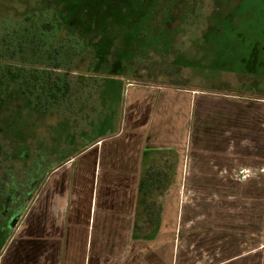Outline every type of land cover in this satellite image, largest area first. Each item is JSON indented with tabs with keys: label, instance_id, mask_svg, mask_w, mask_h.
Listing matches in <instances>:
<instances>
[{
	"label": "crops",
	"instance_id": "0c3cea01",
	"mask_svg": "<svg viewBox=\"0 0 264 264\" xmlns=\"http://www.w3.org/2000/svg\"><path fill=\"white\" fill-rule=\"evenodd\" d=\"M121 106L43 178L0 264H264V101L131 81Z\"/></svg>",
	"mask_w": 264,
	"mask_h": 264
},
{
	"label": "rangeland",
	"instance_id": "374dc122",
	"mask_svg": "<svg viewBox=\"0 0 264 264\" xmlns=\"http://www.w3.org/2000/svg\"><path fill=\"white\" fill-rule=\"evenodd\" d=\"M117 81L264 101V0H0V241L116 125Z\"/></svg>",
	"mask_w": 264,
	"mask_h": 264
},
{
	"label": "trees",
	"instance_id": "16d2710c",
	"mask_svg": "<svg viewBox=\"0 0 264 264\" xmlns=\"http://www.w3.org/2000/svg\"><path fill=\"white\" fill-rule=\"evenodd\" d=\"M119 86H118V91H114V93L117 92V95H115V102L118 104H121V96H122V91L120 90L121 89V86H122V82L121 81H117ZM119 101V102H118ZM4 153H5V150L3 148V144L2 142L0 141V160L2 159V156H4Z\"/></svg>",
	"mask_w": 264,
	"mask_h": 264
},
{
	"label": "flooded vegetation",
	"instance_id": "af4514ba",
	"mask_svg": "<svg viewBox=\"0 0 264 264\" xmlns=\"http://www.w3.org/2000/svg\"><path fill=\"white\" fill-rule=\"evenodd\" d=\"M46 176V175H45ZM15 220H14V216H12V217H10L8 220H7V225L6 226H9V225H14L15 224V222H14Z\"/></svg>",
	"mask_w": 264,
	"mask_h": 264
}]
</instances>
